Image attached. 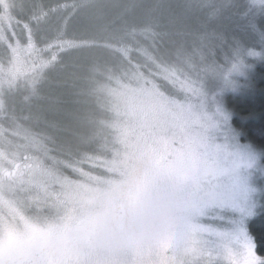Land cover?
Wrapping results in <instances>:
<instances>
[{
	"label": "rangeland",
	"instance_id": "1",
	"mask_svg": "<svg viewBox=\"0 0 264 264\" xmlns=\"http://www.w3.org/2000/svg\"><path fill=\"white\" fill-rule=\"evenodd\" d=\"M22 1L0 0V253L9 239L48 240L136 200L152 214L147 223L168 220L172 230L106 234L85 260L65 264H257L252 234L210 230L218 222L206 208L227 202L236 218L249 212V232L264 211V148L241 140L226 106L228 94L251 91L264 65V0H86L42 46L13 28ZM71 37L102 38L117 54L116 69L90 81L100 120L88 112L66 127L73 110L62 113L49 97L64 70L56 54L94 52ZM173 43L182 61L158 56Z\"/></svg>",
	"mask_w": 264,
	"mask_h": 264
},
{
	"label": "trees",
	"instance_id": "2",
	"mask_svg": "<svg viewBox=\"0 0 264 264\" xmlns=\"http://www.w3.org/2000/svg\"><path fill=\"white\" fill-rule=\"evenodd\" d=\"M85 1L86 0H23V5H21V7H18L20 4L16 3L15 5L13 28H15L16 31L23 30L24 32H27L24 40L32 37L39 46H42L44 43H48L57 37V33H55L57 27H61V29L64 30L63 25L72 16L68 17L71 10H78L83 7ZM44 23L45 26H43ZM46 33L47 35H45ZM60 39L63 41L65 40V37L63 36ZM71 39L89 41V47L93 49L95 53L93 52L89 58L86 57L88 55H79L75 60L71 61L69 59L71 51L72 53H75L76 51H86L89 49H72L70 52H66L71 49L69 48L62 52H58L54 64L64 68V70L60 71V75L55 76L53 79L58 85L54 84V88L49 91V97L60 105L62 113L70 114L68 112L69 107L73 110L74 120L68 115L66 120H63L61 124L66 126L69 122L72 127H75L73 122L77 123L79 119L87 117L88 112V117L91 116L93 121L100 120L102 113L99 111L96 101L99 97L98 91L97 93L92 92L94 86L91 88L90 83L93 79L94 81H97V83L102 81L103 77L100 76V73L102 74L103 72H101L100 69L103 70L104 67L116 69V63L113 61L114 57L112 54H117V51H113L111 54L110 51H108L107 46H105L106 42L102 38H99L98 40L100 43H96V40L87 39L86 37H71ZM155 39V45H157L158 49L161 48L160 40L157 38ZM176 46L177 43L167 45L164 52L173 51V53L166 54L164 52H157L158 56L165 60H169L170 62H173V60L182 61L185 52L181 51V48L176 50ZM130 52V59L132 61H137V53L133 52L131 49ZM162 53L166 57L163 56ZM91 64L92 66H90ZM85 65H89V72L85 70ZM89 75L91 78H89ZM256 77L257 78L250 92L228 94L226 96V106L232 114V125L236 129L241 140L264 148V65H260L257 68ZM88 86L89 95H86L83 91L85 89L87 91ZM87 96L90 105L89 108L86 107L85 111L82 112L84 106L81 105L80 102L85 100V97ZM21 112L22 109L19 105V110L16 115L18 116ZM23 116L26 115L23 114ZM47 118L49 121H53L49 116H47ZM55 118L57 119V115ZM20 119L24 120V117H21ZM51 153L57 157L60 152H58L56 148H53ZM249 230L252 236L255 237L257 255L259 257H264V211L250 222Z\"/></svg>",
	"mask_w": 264,
	"mask_h": 264
},
{
	"label": "flooded vegetation",
	"instance_id": "3",
	"mask_svg": "<svg viewBox=\"0 0 264 264\" xmlns=\"http://www.w3.org/2000/svg\"><path fill=\"white\" fill-rule=\"evenodd\" d=\"M135 202L127 204L125 208L115 209L96 224L89 226L77 222L62 235L48 240L27 243L9 239L1 246L0 264L77 263L79 259L85 260L89 256L92 245L98 243L103 235L117 233L124 240L133 233L151 236L163 235L172 230L168 220H161L155 226L147 223L152 214L141 202Z\"/></svg>",
	"mask_w": 264,
	"mask_h": 264
},
{
	"label": "snow or ice",
	"instance_id": "4",
	"mask_svg": "<svg viewBox=\"0 0 264 264\" xmlns=\"http://www.w3.org/2000/svg\"><path fill=\"white\" fill-rule=\"evenodd\" d=\"M226 128L231 133L233 141H237L235 134L232 132L227 115L225 116ZM237 147L241 148L252 161L253 157L249 154V151L237 143ZM206 211L210 214L209 219L218 223L209 225L210 230H215L222 233L236 232L242 236H251L250 232L246 229L245 218L250 215L249 212L241 210L239 218L235 217L236 209L227 202L210 204L207 206ZM253 241V252H255V237H251ZM257 264H264V257H258Z\"/></svg>",
	"mask_w": 264,
	"mask_h": 264
}]
</instances>
